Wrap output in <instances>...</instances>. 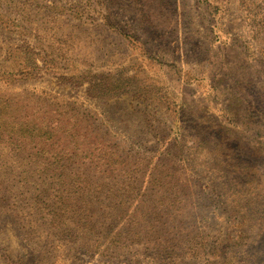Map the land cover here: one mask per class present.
Wrapping results in <instances>:
<instances>
[{"label":"rangeland","instance_id":"374dc122","mask_svg":"<svg viewBox=\"0 0 264 264\" xmlns=\"http://www.w3.org/2000/svg\"><path fill=\"white\" fill-rule=\"evenodd\" d=\"M0 264H264V0H0Z\"/></svg>","mask_w":264,"mask_h":264}]
</instances>
